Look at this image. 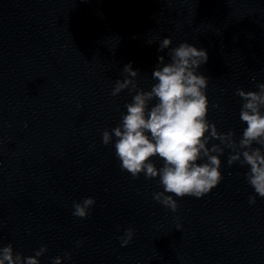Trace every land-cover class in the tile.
I'll return each instance as SVG.
<instances>
[{"label":"clouds","instance_id":"9594fccd","mask_svg":"<svg viewBox=\"0 0 264 264\" xmlns=\"http://www.w3.org/2000/svg\"><path fill=\"white\" fill-rule=\"evenodd\" d=\"M171 45V37L160 42L158 50L169 49V61L165 62L164 56L158 57L152 73L156 83L150 90L138 87L135 78L139 70H133L131 63L124 66L127 75L116 81L111 95L115 97L125 89L135 94L132 102L125 105L126 113L121 115L120 123L102 132V143L114 146L121 169L134 179L141 173L146 179L159 177L163 191L155 192L153 199L172 212L178 209L174 196L201 198L220 183L223 178L220 157L225 149L230 150L228 166L238 163L247 167L246 182L256 195L264 198V83L257 85L259 91L236 90L242 100L239 117L246 124L237 141L234 131L221 132L207 119L209 79L198 71L209 59L207 51L188 42L174 48ZM153 157H159L163 165L157 168ZM249 203H256L255 195L249 197ZM94 204L92 197L74 201L72 215L87 218ZM134 235V230L128 228L119 237L121 246L126 247ZM81 244L82 241L77 242V246ZM47 252L45 245L25 257L9 243L0 246V264H40L39 257ZM71 256L72 253L65 252L63 257H54L52 264H61L62 259L70 260Z\"/></svg>","mask_w":264,"mask_h":264}]
</instances>
